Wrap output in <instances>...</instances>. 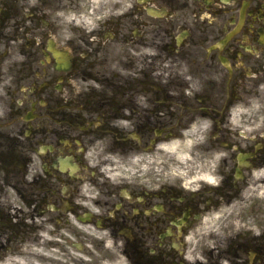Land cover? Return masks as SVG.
<instances>
[{
  "label": "flooded vegetation",
  "instance_id": "flooded-vegetation-1",
  "mask_svg": "<svg viewBox=\"0 0 264 264\" xmlns=\"http://www.w3.org/2000/svg\"><path fill=\"white\" fill-rule=\"evenodd\" d=\"M64 1L0 0V264H264V0Z\"/></svg>",
  "mask_w": 264,
  "mask_h": 264
}]
</instances>
